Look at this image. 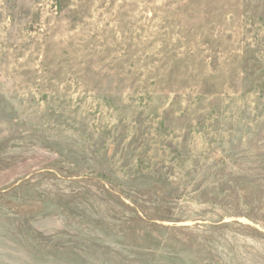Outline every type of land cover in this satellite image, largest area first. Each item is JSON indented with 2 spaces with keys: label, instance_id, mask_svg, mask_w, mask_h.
Here are the masks:
<instances>
[{
  "label": "rangeland",
  "instance_id": "rangeland-1",
  "mask_svg": "<svg viewBox=\"0 0 264 264\" xmlns=\"http://www.w3.org/2000/svg\"><path fill=\"white\" fill-rule=\"evenodd\" d=\"M0 264H264V0H0Z\"/></svg>",
  "mask_w": 264,
  "mask_h": 264
},
{
  "label": "trees",
  "instance_id": "trees-1",
  "mask_svg": "<svg viewBox=\"0 0 264 264\" xmlns=\"http://www.w3.org/2000/svg\"><path fill=\"white\" fill-rule=\"evenodd\" d=\"M150 84H151L152 86H154V83H153V82H151Z\"/></svg>",
  "mask_w": 264,
  "mask_h": 264
}]
</instances>
